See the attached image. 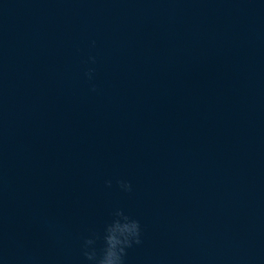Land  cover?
<instances>
[{
  "label": "water",
  "instance_id": "1",
  "mask_svg": "<svg viewBox=\"0 0 264 264\" xmlns=\"http://www.w3.org/2000/svg\"><path fill=\"white\" fill-rule=\"evenodd\" d=\"M116 209L125 264H264V0H0V264Z\"/></svg>",
  "mask_w": 264,
  "mask_h": 264
},
{
  "label": "clouds",
  "instance_id": "2",
  "mask_svg": "<svg viewBox=\"0 0 264 264\" xmlns=\"http://www.w3.org/2000/svg\"><path fill=\"white\" fill-rule=\"evenodd\" d=\"M91 47H95V41L91 43ZM88 63L95 64V57L89 56ZM84 75L91 82L95 75L94 69L89 68ZM91 90L95 92V86ZM117 186L121 192H132V185L127 181H117ZM106 187L111 188L112 182H106ZM141 236L140 222L125 215L122 210L116 209L111 214V220L104 225L102 232H92L84 240L83 259L86 264H125L127 250L133 245L141 244Z\"/></svg>",
  "mask_w": 264,
  "mask_h": 264
}]
</instances>
